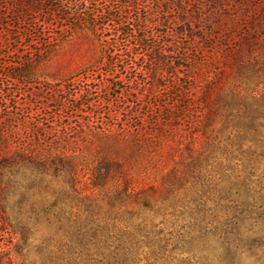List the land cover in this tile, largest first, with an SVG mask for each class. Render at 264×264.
I'll list each match as a JSON object with an SVG mask.
<instances>
[{"label": "rangeland", "instance_id": "rangeland-1", "mask_svg": "<svg viewBox=\"0 0 264 264\" xmlns=\"http://www.w3.org/2000/svg\"><path fill=\"white\" fill-rule=\"evenodd\" d=\"M142 1L146 5L152 0ZM176 2L173 18L183 35L157 41L180 43L182 57L207 64L200 72L175 67L177 58L169 59L165 67L149 69L140 59L137 65L146 67L143 81L139 75L136 82L131 59L116 56L115 75L108 86L88 87L83 81L63 92L54 78H67L90 66L96 48L79 34L65 37L48 47L44 61L29 73L18 74L21 66L15 64L30 52L20 41L29 39L23 34L15 42L13 28L1 19L12 2L0 0V127L8 107L11 115L24 114L32 125L44 121L52 135L68 126L72 139L65 150L75 158L72 174L77 179L72 182L64 173L50 179L46 189H21L15 194L0 181V264H220L224 244L218 222L224 219L225 202L220 200L224 188L252 169L251 180L264 185V0ZM26 28L22 24L17 32ZM125 43L128 48L113 50L128 52L134 46L130 37ZM103 73L94 77L102 81ZM186 75L197 78L192 84L198 89L214 83L209 104L194 105L183 122L167 123L178 104L172 88L184 83ZM221 88H235L260 111L258 139L245 142L243 148L232 149V139L227 138L233 129L231 125L223 129L222 117L207 134L200 131L217 106L215 95ZM9 89L15 103L28 104L23 111L12 110L14 103L4 100ZM134 89L145 94L136 104ZM198 89L191 92L193 96L200 94ZM81 91L85 97L73 105L56 101ZM94 129L124 130L118 140L122 150L93 135ZM213 129L214 134L223 132L218 137L221 143L209 151ZM98 177L102 187L93 188ZM125 185L131 191L154 187L162 192L150 197L149 209L123 200L114 206L112 198ZM58 198V206L51 209ZM244 226L243 233L251 225ZM246 257L241 264H250Z\"/></svg>", "mask_w": 264, "mask_h": 264}, {"label": "trees", "instance_id": "trees-1", "mask_svg": "<svg viewBox=\"0 0 264 264\" xmlns=\"http://www.w3.org/2000/svg\"><path fill=\"white\" fill-rule=\"evenodd\" d=\"M10 1L12 2L10 12L1 19L8 21L7 26L13 28L16 43L21 40L23 34L28 37L27 42L23 40L20 41V44L25 43V47L30 50L29 55L21 63L15 64L21 66L20 71L16 73H29L35 65L44 61L49 54L47 48L60 43L65 37L79 34L96 48L97 57L90 66L67 78H54L56 83L61 84L63 92L69 91L71 85L83 81H86L88 87L100 84L108 86L115 75L114 58L116 56L121 57L122 61L126 58L131 59L135 65L132 66V69L136 74V82H138L137 76L139 75H141L140 80L143 81L142 76L145 71L144 67H146L137 65V61L140 59L146 60V69H149V66L165 67L170 64L169 59L171 58L179 59L175 67L185 68L191 73L195 70L200 72L201 68H205L207 65L200 60L182 57L180 51H184V49L180 43L175 45L157 41L158 37L164 39L169 35H183L184 31L176 28L173 18V10L177 9L178 2L176 0H152L146 5L142 0ZM22 24L28 25V28L23 33L17 32ZM129 37L134 40L133 50L128 49V52L127 50L118 52L113 50L117 46H127L128 48V44L125 42ZM43 46L46 47L45 50H42ZM196 65H199V68H196ZM99 71L104 72L105 78L102 81H98V78L94 77V73ZM4 76L9 77L8 75ZM182 79L186 81L172 88L178 104L173 110L171 119L165 120L167 123L185 121L189 110L196 104H209L213 93L214 83L212 82H208L198 89V85L192 84L197 81V78H190L186 75ZM122 81L125 84L131 83L129 80ZM180 82H182L181 79ZM194 89L200 90L198 96L192 95L191 92ZM134 91L135 101L133 103L136 104L143 100L145 94L141 89H134ZM58 92L56 91V93ZM9 93V96L4 100L14 103L11 106L12 110L23 111L28 104L15 103L12 98H9L13 97L11 89H9ZM83 97L85 94L81 91L72 94L69 98L56 101L62 104L68 101L73 105ZM98 101L103 103L101 98ZM215 102L217 106L211 109L206 121L203 122L202 130L200 129L203 134H207L217 117H222L224 120L223 129L228 128L229 125L233 129L227 138L228 140L232 139L230 141L232 149L234 147L243 148L246 146L245 142L253 143L258 139L260 111L253 101H248L246 97L240 96L235 88L230 90L221 88L215 95ZM89 104L92 107L96 106L91 102ZM5 111L8 116L3 119L4 122L0 127L1 183L6 182L8 190L13 194L21 189L26 192L31 189L39 191L46 189L50 179L59 178L64 173L69 176L72 182L76 181L77 183V179L72 174L75 170V158L67 156L65 150V146H69L72 139L69 127L64 126L61 131L52 135L44 121H40L35 126L36 124L32 125L24 114L13 116L12 112H9L11 111L9 107ZM123 131L121 129L106 131L94 129L93 135L110 140L113 144L112 147L116 151H121L118 140ZM222 132L219 130L214 134L215 130H211L214 137L212 136L208 142L209 151L215 150L218 143H221L218 137ZM226 148L228 147L226 146ZM249 149H255V146H249ZM250 171L248 175L241 174L232 179L223 190V193L226 194L220 198L223 203L225 202L224 216L221 217V219L224 217L223 222H218L224 244L220 264H241V260L245 256L250 260V264H264V185L260 182H253L251 180L253 169ZM173 175L175 179L180 177L175 173ZM101 181V177L96 178L91 184L92 187H102ZM161 192V189L154 187L147 190L131 191L130 186L125 185L114 195L112 201L114 206L117 201L123 200L126 205L135 203L141 205L143 209H149L153 207L150 197ZM59 201V198L55 199L50 208L55 209ZM236 214L239 217L233 216ZM232 216L235 220L231 219ZM246 223L251 226L243 233L242 229ZM255 228H258L259 232H255ZM250 239L251 241H249Z\"/></svg>", "mask_w": 264, "mask_h": 264}]
</instances>
